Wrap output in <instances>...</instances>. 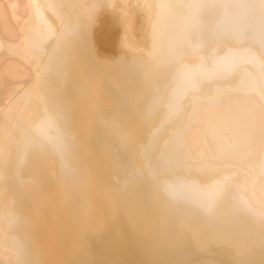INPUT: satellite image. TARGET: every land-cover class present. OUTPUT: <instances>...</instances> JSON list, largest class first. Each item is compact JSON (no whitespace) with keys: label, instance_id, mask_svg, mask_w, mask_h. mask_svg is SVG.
Masks as SVG:
<instances>
[{"label":"bare ground","instance_id":"obj_1","mask_svg":"<svg viewBox=\"0 0 264 264\" xmlns=\"http://www.w3.org/2000/svg\"><path fill=\"white\" fill-rule=\"evenodd\" d=\"M0 264H264V0H0Z\"/></svg>","mask_w":264,"mask_h":264}]
</instances>
